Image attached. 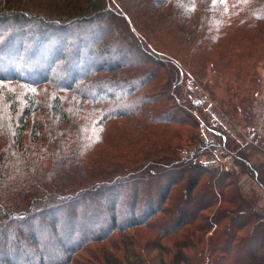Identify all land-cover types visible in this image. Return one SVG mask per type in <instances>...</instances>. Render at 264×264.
<instances>
[{
	"label": "trees",
	"instance_id": "16d2710c",
	"mask_svg": "<svg viewBox=\"0 0 264 264\" xmlns=\"http://www.w3.org/2000/svg\"><path fill=\"white\" fill-rule=\"evenodd\" d=\"M0 31V264L264 263V218L181 157L202 145L183 67L241 110L264 0H0Z\"/></svg>",
	"mask_w": 264,
	"mask_h": 264
},
{
	"label": "rangeland",
	"instance_id": "374dc122",
	"mask_svg": "<svg viewBox=\"0 0 264 264\" xmlns=\"http://www.w3.org/2000/svg\"><path fill=\"white\" fill-rule=\"evenodd\" d=\"M3 31L5 32L6 28L2 30V32ZM2 32L0 31L3 35ZM183 71L184 87L191 93L190 97L193 99L197 93H207L214 102L213 105L214 108H216L212 111H208L207 109H204L203 106L201 107L197 105L202 109L201 114L204 121L208 124L213 118L217 119L220 122V128L225 131L227 136L225 147L224 144L219 145L218 143L210 149L196 150V153L194 154V158H196L195 160L198 161L200 167L204 165L199 162L200 158L205 159V161L209 162V165L212 167H216L215 165L218 166L219 163V167L205 169L212 171L213 174L220 171L225 172L226 175L224 174V179H226L227 176L228 180L230 179L234 181L253 209L264 218V188L260 186L257 180V178H261L262 175L264 176V130L259 132L255 130L253 132L255 129L254 110L259 100L264 98V62L260 63L256 69L255 82H248L246 84V88L249 90L247 91L248 93L243 96V101L240 104L242 109L237 111H234L232 105L229 107L227 104L224 94L225 84L210 67H207L205 76H198L199 78L194 75L193 72H188L184 67ZM193 104L196 105L194 102ZM199 123L200 125L196 130L198 131V136L202 130L205 132L206 138L208 137L212 142L220 141L219 136H211L207 134L204 125H202L200 121ZM248 125H251L252 128H248ZM185 128H188V126H185ZM253 135H255L256 138H254ZM221 141H223L222 137ZM194 146L197 147V144H192L184 139L181 143V157L186 159L185 155L190 151L194 153ZM201 147H203V145H201ZM244 160H247L250 166L255 167V171H253ZM172 171L175 172L176 175L180 174V171L177 169H173ZM164 184L165 180L160 183V185ZM130 191H132V189H130ZM154 192H156V190H154L152 195L147 198V201H143V204L145 202L148 203L150 198L155 201L158 199V197L154 195ZM143 204H140L139 206L141 207ZM143 233L145 234L146 231H143ZM209 234H211V232ZM176 237L177 236L175 235H171L166 238V245L173 247L172 242ZM260 239L261 237L255 241V244L257 243L255 248L257 249L261 248L259 247ZM100 246H102V244H94L90 246L92 255L102 254L101 251L104 250L99 248ZM106 248L110 250L114 249L109 245H107L105 249ZM120 252L122 251H119V253ZM157 252L158 250H153L151 254L153 255ZM257 252H259V250ZM84 254L88 255L87 253ZM260 254L264 255V249L260 250ZM256 263L259 264V262Z\"/></svg>",
	"mask_w": 264,
	"mask_h": 264
},
{
	"label": "built area",
	"instance_id": "2783aa9c",
	"mask_svg": "<svg viewBox=\"0 0 264 264\" xmlns=\"http://www.w3.org/2000/svg\"><path fill=\"white\" fill-rule=\"evenodd\" d=\"M192 100H193L192 102H194L196 105H199L201 107L203 106L204 109H207L208 111H212L213 109L216 108V107L214 108L213 105L214 102L207 93H200V94L197 93ZM254 114H255V125H254L255 130H257L258 132L264 130V98L260 99L259 102L257 103L254 110ZM200 122L202 123V125H204V129L207 134L211 136L217 135L219 136L220 139L219 142H212L211 140L208 139V137L206 138L205 132L201 130L199 133V138L203 145V147L200 146L202 150H206L207 148L210 149L212 146H215L218 143L219 145L224 144V147L226 146L227 136L225 131L222 128H220V122L217 119L213 118L211 122L207 124V122H205L204 119L202 118L200 119ZM221 137L224 142L221 141ZM193 148H195L193 149V151L195 150V152L192 153L190 151L187 155H185L186 159L193 157L194 154L196 153V150H199L198 146L197 147L194 146ZM199 162L204 164L202 166L204 168H216L220 166V164L218 163V166L215 165L216 167L214 166L212 167L209 165V162L205 161V159L202 158H200Z\"/></svg>",
	"mask_w": 264,
	"mask_h": 264
}]
</instances>
